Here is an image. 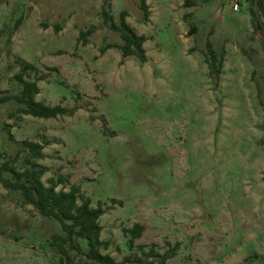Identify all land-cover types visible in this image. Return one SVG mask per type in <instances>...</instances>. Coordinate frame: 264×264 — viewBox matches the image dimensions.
I'll use <instances>...</instances> for the list:
<instances>
[{"label":"rangeland","instance_id":"1","mask_svg":"<svg viewBox=\"0 0 264 264\" xmlns=\"http://www.w3.org/2000/svg\"><path fill=\"white\" fill-rule=\"evenodd\" d=\"M184 1L148 0L147 20L141 0H0V166L19 154L23 171L22 142L44 145V185L65 179L57 190L102 207L100 252L117 262L264 264V14L250 0ZM104 11L117 25L127 13L147 62L123 58ZM21 73L37 102L73 114H19ZM87 251L0 184V264H90Z\"/></svg>","mask_w":264,"mask_h":264},{"label":"trees","instance_id":"2","mask_svg":"<svg viewBox=\"0 0 264 264\" xmlns=\"http://www.w3.org/2000/svg\"><path fill=\"white\" fill-rule=\"evenodd\" d=\"M148 0H141V10L145 18L148 20L150 16ZM256 4L260 11L264 14V0H250ZM194 0H185L184 7H195ZM105 21L111 24L112 29L120 33L123 45L120 46L123 58L136 57L141 63L147 62V55L144 45L147 38L139 35L127 22V13L122 12L121 23L117 25L113 16L107 12H103ZM253 17L256 16L252 13ZM194 28L190 30L193 31ZM86 33H81V37H85ZM192 35V34H191ZM207 51H203L205 62L208 65L210 75L216 69L218 74H221L223 62L219 60L217 53L213 49L211 42L207 43ZM32 64L25 63L24 71L34 70ZM17 79L23 84L21 96L16 100L24 108H20L17 112L22 115L32 116L40 119H55L59 116L72 115L61 106L50 107L43 103L37 102L35 96L40 93V88L36 82H27L24 79L23 73L17 76ZM22 146L27 153L24 163L27 166L25 170H18L16 164L20 160L18 154L14 158L4 162L0 166V184L8 190L20 192L25 204L33 205L37 211L44 217H50L60 223L62 230L70 239L73 237L85 240L88 245V251L84 254L90 264H126V262H117L108 254H102L100 247L108 246L107 242L100 240L102 226L99 221L104 215L102 207L93 208L91 200L84 198L81 195V189L78 186H73L69 191L57 190L58 186L67 182L65 179L58 181L52 180L51 185L46 187L42 181V177L48 172V168L35 163L36 160L44 158V145L36 142L23 141ZM10 175V178L4 176ZM83 202L79 204V201ZM144 227L140 224H135L132 228L124 229V233L129 237L130 245H133L139 239ZM62 239V238H61ZM76 249L81 253L80 247ZM61 253L66 256L68 261H71L69 251L60 246ZM159 263L166 264L169 255L158 256ZM148 264H155L149 262Z\"/></svg>","mask_w":264,"mask_h":264},{"label":"built area","instance_id":"3","mask_svg":"<svg viewBox=\"0 0 264 264\" xmlns=\"http://www.w3.org/2000/svg\"><path fill=\"white\" fill-rule=\"evenodd\" d=\"M241 0H233V10L240 11Z\"/></svg>","mask_w":264,"mask_h":264}]
</instances>
